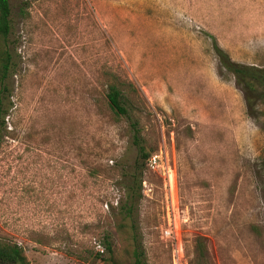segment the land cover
I'll return each instance as SVG.
<instances>
[{
    "label": "rangeland",
    "instance_id": "rangeland-1",
    "mask_svg": "<svg viewBox=\"0 0 264 264\" xmlns=\"http://www.w3.org/2000/svg\"><path fill=\"white\" fill-rule=\"evenodd\" d=\"M9 1L0 239L31 264H112L108 238L132 264L136 236L143 264H170L171 169L189 264H264V115H249L210 38L264 66V0ZM111 84L131 117L109 107ZM133 121L162 158L157 170L145 160L141 186ZM132 185L141 200L126 216Z\"/></svg>",
    "mask_w": 264,
    "mask_h": 264
},
{
    "label": "trees",
    "instance_id": "trees-1",
    "mask_svg": "<svg viewBox=\"0 0 264 264\" xmlns=\"http://www.w3.org/2000/svg\"><path fill=\"white\" fill-rule=\"evenodd\" d=\"M11 4L9 0H0V125L4 123L7 114L6 99L10 96V87L8 84L9 76L13 68V55L9 47L8 39L12 29L11 20ZM212 39L213 49L219 59L221 69L226 74H231L235 78V83L245 95L248 113L254 118H258L260 114L264 115V110L259 109V104L264 103V66L247 64L235 61L231 55L223 49L215 36L210 35ZM107 102L111 110L117 116H130V110L127 107L131 104L129 96L125 93V89L118 84H111L107 93ZM133 137L141 151V158L135 168L138 175L139 186L142 184L143 168L145 160L150 158V154L145 151L141 144V131L138 122H132ZM141 200V195L136 193L132 185L128 191V200L123 205L126 216H131L134 207ZM134 254L135 258L132 264H143V251L138 244V238L134 236ZM105 247L108 253L104 260L108 263L119 264L114 255V249L108 238L105 239ZM205 244L198 241V250L200 257L205 256ZM100 254V253H99ZM103 256V255H101ZM0 264H31L25 254L24 248L16 243L0 239Z\"/></svg>",
    "mask_w": 264,
    "mask_h": 264
},
{
    "label": "built area",
    "instance_id": "built-area-1",
    "mask_svg": "<svg viewBox=\"0 0 264 264\" xmlns=\"http://www.w3.org/2000/svg\"><path fill=\"white\" fill-rule=\"evenodd\" d=\"M161 161V155L154 154L148 159V166L153 170H157L162 166ZM169 192L170 195L167 198L162 223L160 224L162 236L169 244L170 264H189L182 234V220L185 221V219L181 218L171 169H169ZM97 250L101 255L105 253V247L100 244L97 246Z\"/></svg>",
    "mask_w": 264,
    "mask_h": 264
}]
</instances>
